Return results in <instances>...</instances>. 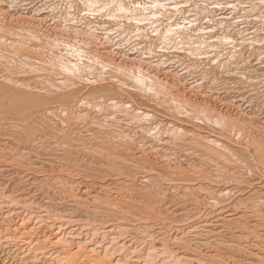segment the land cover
Listing matches in <instances>:
<instances>
[{
    "label": "rangeland",
    "instance_id": "rangeland-1",
    "mask_svg": "<svg viewBox=\"0 0 264 264\" xmlns=\"http://www.w3.org/2000/svg\"><path fill=\"white\" fill-rule=\"evenodd\" d=\"M236 1L0 0V192L24 198L32 215H69L86 243V228L114 224L137 250L264 264V1ZM6 208L1 229L22 213L5 222ZM41 225L34 238L50 240ZM15 244L0 264H21Z\"/></svg>",
    "mask_w": 264,
    "mask_h": 264
},
{
    "label": "bare ground",
    "instance_id": "bare-ground-1",
    "mask_svg": "<svg viewBox=\"0 0 264 264\" xmlns=\"http://www.w3.org/2000/svg\"><path fill=\"white\" fill-rule=\"evenodd\" d=\"M229 1V0H228ZM234 1H236V0H234ZM238 1V0H237ZM237 1H236V3H237ZM251 1V0H250ZM255 1V0H254ZM261 1V0H260ZM259 0H258V2H256V3H259L260 2ZM264 0H262V2H263ZM242 2V1H241ZM249 2V1H248ZM230 4H231V6H232V3H233V1H232V3L231 2H229ZM244 2H242V4H243ZM255 3V4H256ZM228 4V3H227ZM241 4V3H240ZM250 4V3H249ZM261 4V3H260ZM170 5V4H169ZM172 5V4H171ZM229 5V4H228ZM259 5V4H258ZM128 6V5H127ZM260 6V5H259ZM171 7V6H170ZM174 7V6H173ZM254 7V6H253ZM263 7V6H262ZM235 8H236V6H235ZM246 8V7H245ZM173 9V8H172ZM228 9V8H227ZM258 9V8H257ZM230 10V9H229ZM232 10V9H231ZM236 10V9H235ZM232 12H233V10H232ZM140 16V15H139ZM141 17H143V15L141 16ZM248 18H250V17H248ZM257 18V17H256ZM252 19H254V17L252 16ZM157 20V19H156ZM160 20V19H159ZM162 20V19H161ZM161 20H160V22H161ZM219 20V19H218ZM246 20V19H245ZM249 20V19H248ZM257 20V19H256ZM236 21V20H235ZM247 22H249V21H247ZM252 22H255V21H252ZM154 23H156V22H154ZM221 23H222V21H221ZM158 24V23H157ZM234 24V23H233ZM251 24V23H250ZM242 25V24H241ZM216 26V25H215ZM217 27V26H216ZM242 27V26H241ZM240 27V28H241ZM248 27V26H247ZM238 28V27H237ZM210 29V28H209ZM209 29H206V30H209ZM250 29V28H249ZM154 30V29H153ZM211 30V29H210ZM239 30V29H238ZM211 32V31H210ZM174 33H175V31H174ZM238 33V32H237ZM243 33H246L244 30H243ZM242 33V34H243ZM201 34V33H200ZM204 34H206V33H204ZM203 34V35H204ZM203 35L201 36L202 38H203ZM207 35V34H206ZM212 35V34H211ZM249 35V34H248ZM257 35V34H256ZM205 36V35H204ZM246 36V35H245ZM253 36V35H252ZM207 37V36H206ZM217 37V36H216ZM216 37L214 38L215 40V42H217L218 41V39H216ZM199 38H200V36H199ZM211 38L209 37V40H210ZM232 39V38H231ZM194 40H199V39H194ZM193 40V41H194ZM204 40V39H203ZM208 40V39H207ZM213 39H211V41H212ZM217 40V41H216ZM232 41V40H231ZM233 41H235L234 39H233ZM239 41H242V40H239ZM249 41V40H248ZM191 42H192V40H191ZM191 42H188V44H191ZM196 42H198V41H196ZM204 42V41H203ZM245 42H247V41H245ZM199 44H201L200 42H198ZM212 43H214V42H212ZM212 43L211 42H209V45H212ZM223 43V42H222ZM225 43V42H224ZM233 43V42H232ZM235 43V42H234ZM239 43V42H238ZM194 44H195V41H194ZM199 44H195V46H199ZM215 44H217V43H215ZM221 43H219V45H220ZM229 44V43H228ZM243 44V43H242ZM193 45V44H192ZM204 45V44H203ZM203 45L201 46V47H203ZM206 48H207V42H206ZM204 45V46H205ZM214 45V44H213ZM223 45V44H222ZM222 45H221V48H222ZM224 45H226V44H224ZM230 45V44H229ZM233 45V44H232ZM239 45V44H238ZM214 47V46H213ZM212 47V48H213ZM225 47H227V45L225 46ZM229 47V46H228ZM239 47V46H238ZM237 47V48H238ZM199 48V47H198ZM204 48V47H203ZM206 48H204L205 50H206ZM208 48H210V49H212L211 47H209L208 46ZM207 48V49H208ZM230 48V47H229ZM229 48H228V50H229ZM215 49H218V48H215ZM220 49V48H219ZM232 49V48H231ZM199 50H200V48H199ZM203 50V49H202ZM237 50V49H236ZM214 51V50H213ZM212 51V52H213ZM218 51V50H217ZM226 51V50H225ZM230 51V50H229ZM235 51V50H234ZM204 52V51H203ZM209 52V51H208ZM222 52V51H221ZM227 52V51H226ZM225 52V53H226ZM215 53V52H214ZM213 53V54H214ZM195 54H197V52H195ZM206 54H208V53H206ZM211 54V53H210ZM241 54V53H240ZM202 56L203 54H199L198 53V55L197 56ZM226 55V54H225ZM225 55H224V57H225ZM230 55V54H229ZM196 56V55H195ZM196 56V57H197ZM233 56V55H232ZM236 56V55H235ZM202 57H204L205 58V56L203 55ZM215 57V56H214ZM222 57V56H221ZM238 57H240V56H238ZM242 57V56H241ZM197 58H199V57H197ZM196 58V59H197ZM201 58V57H200ZM207 59V58H206ZM216 59H218V56L216 57ZM219 59H220V54H219ZM218 59V60H219ZM199 60V59H198ZM243 60V59H242ZM202 61V60H201ZM201 61H200V63H201ZM214 61V60H213ZM228 61V60H227ZM205 62V61H204ZM212 62V61H211ZM217 62V61H216ZM222 62H223V60H222ZM207 63V62H206ZM213 63V62H212ZM224 63V62H223ZM227 63V62H226ZM230 63V62H229ZM231 63H232V61H231ZM235 63V62H234ZM211 64V63H210ZM259 64V63H258ZM262 65V64H261ZM259 66V65H258ZM240 79V78H239ZM179 107V106H178ZM193 108V107H192ZM187 109H189V108H187ZM186 109V110H187ZM175 110V109H174ZM199 110H200V108H199ZM181 111H182V109H181ZM200 112V111H199ZM202 112H204V111H202ZM202 112H200V113H202ZM176 113H178V111L176 112ZM180 113H182V112H180ZM205 113V112H204ZM203 113V114H204ZM185 114H186V112H185ZM195 114H197V113H195ZM173 115V114H172ZM181 115H183V114H181ZM189 115V114H188ZM199 115V114H198ZM197 115V116H198ZM211 116V115H210ZM200 117V116H199ZM206 116H205V114H204V118H205ZM189 118V117H188ZM196 118V117H195ZM203 118V115H202V117H201V119ZM204 118L202 119V120H204ZM209 118V116L207 117V119ZM170 119V118H169ZM190 119V118H189ZM192 119V118H191ZM210 120V119H209ZM214 120V119H213ZM218 120V119H217ZM220 120V119H219ZM218 120V121H219ZM204 121H206V120H204ZM170 122V121H169ZM206 122H209V121H206ZM214 122V121H213ZM217 123V122H216ZM217 124H219V122L217 123ZM168 125V124H167ZM177 125V124H176ZM175 125V126H176ZM216 125V124H215ZM169 126V125H168ZM65 160V159H64ZM99 160V159H98ZM109 160V159H108ZM12 161V160H11ZM47 161V160H46ZM75 161V160H74ZM83 161V160H82ZM81 161V162H82ZM18 162V161H17ZM33 162V161H32ZM37 162V161H36ZM50 162V161H49ZM65 162V161H64ZM35 163V162H34ZM51 163V162H50ZM108 163V162H107ZM113 163H114V161H113ZM118 163V162H117ZM123 163V162H122ZM51 164H53V163H51ZM55 164V163H54ZM84 164H86V163H84ZM104 164V163H103ZM112 164V163H111ZM116 164V163H115ZM43 165V164H42ZM50 165V164H49ZM77 165V164H76ZM119 165V164H118ZM26 166V165H25ZM73 166V165H72ZM71 166V167H72ZM81 166V165H80ZM108 166V165H107ZM125 166V165H124ZM74 167V166H73ZM113 167V166H112ZM7 168V167H6ZM54 168V167H53ZM108 168V167H107ZM122 168V167H121ZM31 169V168H30ZM68 169V168H67ZM80 169V168H79ZM93 169V168H92ZM119 169H120V167H119ZM29 170V169H28ZM65 170V169H64ZM74 171V170H73ZM79 171V170H78ZM108 171H109V169H108ZM124 171V170H123ZM80 172H82V171H80ZM79 172V173H80ZM99 172V171H98ZM97 172V173H98ZM78 173V172H77ZM86 173V172H85ZM125 173V172H124ZM47 174V173H46ZM74 174V173H73ZM23 176V175H22ZM30 176V175H29ZM50 177H52V176H50ZM56 177V176H55ZM56 179V178H55ZM65 179V178H64ZM69 179V178H68ZM59 180H61V179H59ZM123 181V180H122ZM68 184V183H67ZM74 185V184H73ZM72 186V185H71ZM76 186V185H75ZM73 187V186H72ZM102 187H103V185H102ZM101 187V188H102ZM259 189V188H258ZM30 191V190H29ZM62 191V190H61ZM21 192V191H20ZM32 192V191H31ZM60 192V191H59ZM89 192V191H88ZM222 192V191H221ZM57 193V192H56ZM68 194V193H67ZM91 194V193H90ZM72 196H74V195H72ZM77 196V195H76ZM79 196V195H78ZM85 197V196H84ZM89 197V196H88ZM213 197V196H212ZM43 198V197H42ZM72 198V197H71ZM78 198V197H77ZM210 198V197H209ZM26 199V198H25ZM52 199V198H51ZM92 199V198H91ZM50 200V199H49ZM68 200V199H67ZM97 200V199H96ZM213 199H211V201H212ZM215 200V199H214ZM26 201H28L27 199H26ZM31 201V200H30ZM46 201H48V200H46ZM65 201V200H64ZM77 201V200H76ZM85 201V200H84ZM56 202V201H55ZM3 203H4V205H5V203H6V205H7V207L8 208H6V210H5V219H6V221L5 222H7V220H9L8 222L9 223H11V222H13V220H11V217H12V213H13V210H21L22 211V213L21 212H18V213H20L21 215L19 216V217H16V220L14 221V226L12 225V228L10 227L11 226V224H10V226L8 227V225H9V223H8V225H7V227L8 228H6L5 229V227H4V229H1V227L2 226H0V249L2 250H5V249H9V248H11L12 246H15L16 244L15 243H18V244H20L21 245V248H18V250L20 249L21 250V252H19V254H17V255H20L17 259H18V262H20L21 264H26V262L27 261H29V262H31V264H124V261L123 260H126V263L125 264H127V259H128V261H129V259H133L134 258V260H136L137 261V264H193L194 262H196L197 264H206V259H205V261H203V257H202V255L200 256V255H198V254H196V253H194V249L193 250H191V251H189L188 250V252H177L173 257L170 255V256H167V255H164V253H163V251H164V249H157V247L156 248H154V247H145V248H141V246H140V249L139 250H137L136 249V247L135 246H133V245H127L125 242H123L124 241V239L122 240V241H120L119 239H118V237H116V235L115 234H117L118 232H120V231H116L117 229H119L118 228V226L116 227V226H114V224L113 225H111V226H109V227H107L106 229H102V227H101V230L100 229H98V228H100V227H98L97 228V226L96 227H94V226H91V227H89V228H86V229H88V233H87V235L88 234H90V236L88 237V238H90V243H86L85 241H86V239L87 238H83V237H77V236H74V234L75 233H77L78 232V230L81 228L82 229V227L81 226H83V225H80V227H78V226H75V225H69V223H71V222H73V220L72 219H74V218H69V215H67V214H54V213H52L51 214V211H49L48 212V210H46V208L44 209V211L42 212V210L40 211L41 213H39L38 215H32L31 214V211L30 212H28V207H31V205H29L28 203H26L25 201H24V198H22V197H20V196H16V194L15 195H10V194H4L3 193V191L2 192H0V205L2 204L3 205ZM43 203V202H42ZM93 203V202H92ZM109 203V202H108ZM214 203H216V202H214ZM57 204V203H56ZM76 204V203H75ZM210 204V203H209ZM208 204V205H209ZM212 204H213V202H212ZM38 205H39V203H38ZM58 205V204H57ZM84 205V204H83ZM216 205H217V203H216ZM224 205V204H223ZM33 206V205H32ZM215 206V205H214ZM214 206H212V208H214ZM227 206V205H226ZM230 206V205H229ZM35 207H37V206H35ZM41 207V206H40ZM39 207V208H40ZM46 207V206H45ZM141 207H142V205H141ZM235 207V206H234ZM247 207V206H246ZM106 208V207H105ZM225 208V207H224ZM41 209V208H40ZM49 209V208H48ZM114 209V208H113ZM149 209V208H148ZM220 209H222V208H220ZM220 209H218V210H220ZM236 209V208H235ZM249 209V208H248ZM256 208H254V209H251L250 208V210H251V212H253L254 214H252V216H255L256 215V217H258V216H260V214H261V210H259L258 208H257V210H259V211H261V212H259L258 211V213H260V214H258L257 212H255V211H252V210H255ZM86 210H87V208H86ZM122 210V209H121ZM189 210V209H188ZM216 210V209H215ZM214 210V211H215ZM229 210V209H228ZM243 210V209H242ZM4 211V210H3ZM59 211H61V210H59ZM70 211H72V209L70 210ZM114 211V210H113ZM112 211V212H113ZM185 211H186V209H185ZM227 211V210H226ZM241 211V210H240ZM15 213L17 212V211H14ZM111 212V211H110ZM129 212V211H128ZM150 212V211H149ZM212 212H213V210H212ZM211 212V213H212ZM219 212V211H218ZM248 212H250V211H248ZM2 213V212H1ZM126 213V212H125ZM216 213V212H215ZM215 213H213V214H215ZM230 213V212H229ZM240 213V212H239ZM242 213V212H241ZM244 213H246V212H244ZM244 213H242V214H244ZM14 214V213H13ZM76 214V213H75ZM181 214V213H180ZM209 214V213H208ZM228 214V213H227ZM232 214H233V212H232ZM231 214V215H232ZM242 214H237L236 216H238V215H240L241 217L240 218H242ZM247 214V213H246ZM251 213H249V215H250ZM112 215V214H111ZM142 215V214H141ZM216 215V214H215ZM214 215V216H215ZM230 215V214H229ZM230 215V216H231ZM262 215H264L263 213H262ZM148 216V215H147ZM208 216V215H207ZM211 216H212V214H211ZM213 216V217H214ZM219 216V215H218ZM229 216V217H230ZM247 216V215H246ZM252 216H249L250 218L252 217ZM75 217V216H74ZM124 217V216H123ZM203 217V216H202ZM223 217V216H222ZM222 217H219V218H222ZM233 217H235V215L233 216ZM244 217V216H243ZM109 218V217H108ZM225 218V217H224ZM238 218V217H237ZM236 218V219H237ZM252 218H254V217H252ZM51 220V219H53V221L52 222H48V220ZM117 219V218H116ZM201 219H203V218H201ZM212 219V218H211ZM210 219V220H211ZM217 219H218V217H217ZM227 219V218H226ZM226 219H224V221L226 220ZM230 219V218H229ZM231 219H232V217H231ZM248 219V218H247ZM49 220V221H50ZM82 220V219H81ZM114 220V219H113ZM149 220V219H148ZM220 220V219H219ZM223 220V219H222ZM239 220V219H238ZM255 220V219H254ZM87 221V220H86ZM118 221V220H117ZM212 221H213V219H212ZM211 221V222H212ZM232 221H234V220H232ZM261 221V220H260ZM44 222H46V223H49L50 224V228H52L53 230H54V232H53V235H52V238H49L50 240H40L39 238H37V237H35L34 238V234H35V229H38L39 227L38 226H40L41 225V223H44ZM81 222V221H80ZM89 222V221H88ZM216 222V221H215ZM223 222V221H222ZM226 222V221H225ZM225 222H223V224L225 223ZM227 222H231V221H228L227 220ZM258 222H259V220H258ZM1 223H3V222H1ZM199 223V222H198ZM204 223H207V222H204ZM208 223H210V222H208ZM207 223V224H208ZM220 222H216V224L218 225ZM235 223V222H234ZM243 223V222H242ZM255 223V222H254ZM254 223H251V224H254ZM7 224V223H6ZM144 224V223H143ZM200 224H202V222L200 221ZM207 224H202L200 227L201 228H205L206 226H207ZM211 224H213V223H210L209 225L211 226ZM216 224H214L215 226H216ZM227 224H229V223H227ZM264 224V223H263ZM3 225V224H2ZM86 225V224H85ZM89 225V224H88ZM147 225V224H146ZM220 225V224H219ZM225 225V224H224ZM231 225V224H230ZM229 225V226H230ZM261 225V224H260ZM193 226V225H192ZM191 226V228H193ZM195 226L197 227V225L195 224ZM194 226V228H196ZM232 226V225H231ZM246 226V225H245ZM248 226V225H247ZM252 226H254V225H252ZM259 226V225H258ZM41 227H42V225H41ZM126 227V226H125ZM144 227V226H143ZM149 227V226H148ZM153 227V226H152ZM179 227V226H178ZM212 227V226H211ZM210 227V228H211ZM221 227H222V224H221ZM244 227V226H243ZM49 228V229H50ZM105 228V227H104ZM122 228V227H121ZM121 228H120V230H121ZM127 228V227H126ZM141 228V227H140ZM146 228V227H145ZM177 228V227H176ZM207 228V227H206ZM223 228H225V227H223ZM223 228H221L222 230H224ZM229 228V227H228ZM228 228H226V231L227 230H229ZM231 228V227H230ZM238 228V227H237ZM237 228H235V229H237ZM246 228V227H245ZM254 228H255V226H254ZM257 228V227H256ZM182 229V228H181ZM180 229V230H181ZM197 229H199L198 227H197ZM197 229H195V230H197ZM232 229H233V227H232ZM243 228H241L240 229V226H239V230H242ZM99 230H100V232H99ZM126 230V229H125ZM129 230V229H128ZM177 230V229H176ZM201 229H199V231H200ZM203 230V229H202ZM217 230V229H216ZM218 230H220L219 228H218ZM217 230V231H218ZM234 230V229H233ZM247 230V231H246ZM245 231L247 232V235L250 233V232H248V229H246ZM127 231V230H126ZM216 231V232H217ZM225 231V230H224ZM230 231V230H229ZM236 231V230H235ZM243 231V230H242ZM254 231H255V229H254ZM254 231H252V232H254ZM37 232V231H36ZM148 232V231H147ZM150 232V231H149ZM186 232V231H185ZM185 232H182V233H185ZM196 232V231H195ZM194 231H192V233L193 234H195L196 235V233L198 234V232H196L195 233ZM204 232V231H203ZM202 232V233H203ZM205 232L207 233V231L205 230ZM211 232H213V229H212V231ZM210 231H208V233H210V234H212ZM223 232V231H222ZM221 232V233H222ZM228 232V231H227ZM232 232H234V231H232ZM231 232V233H232ZM257 232V231H256ZM99 234V233H101V235H103L104 237H102V240H99L98 241V239H92V237H96V234ZM121 233V232H120ZM151 233V232H150ZM189 233V232H188ZM206 233H204L205 235H206ZM214 233V232H213ZM219 233V231L216 233V234H218ZM235 233V232H234ZM17 234H19V236H17ZM45 234V233H44ZM78 234V233H77ZM122 234V233H121ZM149 234V233H148ZM181 234V233H180ZM193 234H192V236H193ZM201 234V233H200ZM203 234V235H204ZM216 234H214V235H216ZM222 234H224V232L222 233ZM233 234V233H232ZM235 234H237V233H235ZM240 234H242V233H240ZM244 234V233H243ZM243 234H242V236H243ZM252 234V233H251ZM117 235H119V234H117ZM199 235V234H198ZM209 235V234H208ZM231 235V234H230ZM234 235V234H233ZM238 235V234H237ZM245 235H246V233H245ZM244 235V236H245ZM246 235V236H247ZM250 235V234H249ZM258 236L260 235V233L259 234H257ZM121 236V235H120ZM178 236H179V234H178ZM181 236H183V235H181ZM197 236V235H196ZM207 236V235H206ZM211 236V235H210ZM217 236V235H216ZM222 236V235H221ZM220 236V237H221ZM226 236H228V234L226 235ZM232 236V235H231ZM236 236V235H235ZM234 236V237H235ZM238 236H240V235H238ZM241 236V237H242ZM243 236V237H244ZM251 236V235H250ZM45 237V236H44ZM47 237V236H46ZM108 238V239H106V238ZM176 237V236H175ZM190 237V236H189ZM188 236H187V238H189ZM201 237V236H200ZM218 237H219V234H218ZM219 237V238H220ZM223 237V236H222ZM230 237V236H229ZM228 237V238H229ZM240 237V238H241ZM242 237V238H243ZM249 237V236H248ZM252 237V236H251ZM250 237V238H251ZM255 237H257L256 235H255ZM261 237V236H260ZM14 238H17V239H21V240H13ZM121 238V237H120ZM181 238H183V237H181ZM181 238H180V240H181ZM191 238H194V237H191ZM205 238V237H204ZM207 238H208V236H207ZM206 238V239H207ZM210 238V237H209ZM215 237H213L212 239H214ZM224 238V237H223ZM227 238V239H228ZM231 238V237H230ZM239 238V239H240ZM247 237H245L244 238V240L246 239ZM175 239V238H174ZM176 239H178L179 240V238L177 237ZM176 239H175V241H176ZM186 239V238H185ZM184 239V241L186 242V240ZM202 239V238H201ZM211 239V238H210ZM210 239H208L209 240V242H212V241H210ZM216 239V238H215ZM236 238H234V240H235ZM255 239V238H254ZM258 238H256V240H257ZM260 239V238H259ZM258 239V240H259ZM263 239H264V237H263ZM180 240L178 241L180 244H184V242L182 243V242H180ZM183 240V239H182ZM193 240V239H192ZM224 240H226V238L224 239ZM229 240H231V239H229ZM241 240V239H240ZM244 240H242V241H244ZM247 240V239H246ZM194 241V240H193ZM192 241V242H193ZM196 241V240H195ZM194 241V242H195ZM198 241V240H197ZM200 241V240H199ZM198 241V242H199ZM202 241V240H201ZM206 241V240H205ZM215 241V240H214ZM219 241V240H218ZM227 241V240H226ZM249 241V240H248ZM260 241V240H259ZM262 241V240H261ZM20 242H22V243H24V244H26V247L27 246H29V248H28V251H27V249H25L24 248V246L20 243ZM177 242V243H178ZM190 240H189V242L187 241V243L188 244H190ZM191 242V243H192ZM204 242V241H203ZM216 242V241H215ZM214 242V243H215ZM234 242V241H233ZM264 242V241H263ZM176 243V242H175ZM187 243H185L186 245H187ZM205 243V242H204ZM219 243L221 244V242H218L217 244L219 245ZM223 243V242H222ZM232 243V242H231ZM235 243V242H234ZM239 243V242H238ZM241 243V242H240ZM249 243V242H248ZM248 243H246V245L248 244ZM129 244V243H128ZM133 244H135V243H133ZM192 244H194V243H192ZM197 244H199V243H197ZM203 244V243H202ZM208 244V243H207ZM206 244V245H207ZM223 244H225V243H223ZM236 244V243H235ZM235 244H231L232 246H234ZM244 244H245V242H244ZM251 244V243H250ZM252 244H254V243H252ZM262 244H264V243H262ZM203 245H205V244H203ZM213 246V248H215L216 249V251H220L223 247H224V245L223 246H221L222 248L221 249H217V245H215V244H212ZM217 246V247H215V246ZM227 245V244H226ZM241 245V244H240ZM260 245V244H259ZM259 245H257V246H259ZM139 246L137 247V248H139ZM143 246V245H142ZM185 246V245H184ZM188 246V245H187ZM196 247L198 246V245H195ZM207 246H209V245H207ZM211 246V245H210ZM238 246V245H237ZM236 246V247H237ZM242 246V245H241ZM240 246V247H241ZM249 246H251V245H249ZM256 246V245H255ZM256 246V250L259 248V247H257ZM83 247V248H82ZM189 247V246H188ZM188 247L186 248V246H185V248L186 249H188ZM193 247V246H192ZM199 247H200V245H199ZM204 247V246H203ZM211 247V248H212ZM235 246H234V248H236ZM239 247V248H240ZM159 248V247H158ZM190 248H191V246H190ZM195 248V247H194ZM201 248V247H200ZM209 248V247H208ZM210 248V250H214V249H211ZM229 248V247H228ZM231 248H233V247H231ZM244 248H248V247H244ZM255 248V247H254ZM13 249V248H12ZM35 250V253L34 254H32L31 253V250ZM196 249V248H195ZM230 249V248H229ZM238 249V248H237ZM236 249V250H237ZM252 249V248H251ZM260 249V248H259ZM258 249V250H259ZM261 249H263V248H261ZM17 250V249H16ZM32 250V251H33ZM84 250V251H83ZM120 250V253H118L116 256H114V257H112V255H114L115 253L114 252H116V251H119ZM175 250V249H174ZM185 250V249H184ZM197 250V249H196ZM201 250H203V249H201ZM200 250V251H201ZM204 250H205V248H204ZM203 250V251H204ZM207 250V249H206ZM223 250V252H224V249H222ZM228 250V249H227ZM231 250V249H230ZM229 250V251H230ZM233 250H235V249H233ZM235 250V252H236V255H238L237 254V252H239L240 251V253H241V250H239L238 249V251H236ZM86 251V252H85ZM193 251V252H192ZM198 251H199V249H198ZM199 251V252H200ZM203 251H201V253L203 252ZM225 251H226V248H225ZM229 251H228V255H230L231 256V254H229ZM245 251V250H244ZM246 251H249V250H247L246 249ZM251 251V250H250ZM249 251V252H250ZM260 251V250H259ZM264 251V250H263ZM15 252V251H14ZM18 252V251H17ZM17 252H15V253H17ZM37 252V253H36ZM197 252V251H196ZM214 252V251H213ZM220 252H222V251H220ZM234 252V253H235ZM112 253H114V254H112ZM117 253V252H116ZM172 253H174L173 251H172ZM204 253V252H203ZM209 253V252H208ZM208 253H205V254H207L206 255V258H208L207 256H209V258L208 259H214L216 256V254L215 255H212V254H208ZM217 253V252H216ZM226 253V252H225ZM239 253V254H240ZM242 253H244V256L246 255V253L247 252H242ZM263 253V252H262ZM221 254V253H220ZM257 254H259V253H257ZM13 255V254H12ZM219 255V254H218ZM222 255V254H221ZM227 255V254H226ZM249 255V254H248ZM254 255H256V254H251V256H254ZM260 255V254H259ZM223 256V255H222ZM222 256H220V257H222ZM225 256V255H224ZM201 257H202V259H201ZM211 257V258H210ZM218 257V256H217ZM229 257V256H228ZM232 257V256H231ZM247 257V256H246ZM262 257V256H261ZM261 257H260V260L259 261H261ZM264 257V256H263ZM7 258V257H6ZM170 258V259H169ZM227 258V257H226ZM241 259H243V255H242V257H240ZM256 258H259V257H256L255 256V259ZM14 259H16V258H14ZM218 259V258H217ZM216 259V260H217ZM231 259V258H230ZM229 259V260H230ZM240 259V260H241ZM246 259V258H245ZM264 259V258H263ZM262 259V260H263ZM121 260H122V262H121ZM130 260V261H131ZM133 260V261H134ZM219 260V259H218ZM217 260V261H218ZM222 260V259H221ZM223 260H226V262L228 263V261H227V259H223ZM222 260V261H223ZM232 260V259H231ZM237 261L236 259H233V261ZM238 260H239V258H238ZM252 260H254V258H252ZM11 261H12V259H11ZM133 261H132V263H133ZM208 261V260H207ZM233 261L232 262H229L230 264L231 263H233ZM234 261V262H235ZM242 261H247V260H242ZM251 260H249V262H250ZM259 261H257V263L259 262ZM264 261V260H263ZM121 262V263H120ZM211 262V261H210ZM219 262V261H218ZM217 262V263H218ZM224 262V261H223ZM131 263V262H130ZM195 263V264H196ZM214 262H212V264H213ZM216 263V262H215ZM222 262L220 261V264H221ZM225 263V262H224ZM227 263H225V264H227ZM228 263V264H229ZM241 264H243L242 262H240ZM239 263V264H240ZM252 264H254V262H251ZM251 263H248V261H247V263H244V264H251ZM261 263V262H260ZM259 263V264H260ZM210 264V263H209ZM263 264V263H262Z\"/></svg>",
    "mask_w": 264,
    "mask_h": 264
}]
</instances>
